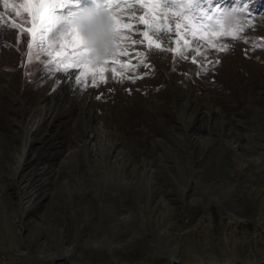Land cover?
Returning <instances> with one entry per match:
<instances>
[{"label":"rangeland","instance_id":"obj_1","mask_svg":"<svg viewBox=\"0 0 264 264\" xmlns=\"http://www.w3.org/2000/svg\"><path fill=\"white\" fill-rule=\"evenodd\" d=\"M248 4L246 35L264 41V0ZM26 54L27 37L0 33V264H264V48L235 42L199 75L153 53L135 83L84 90ZM97 137L157 194L139 206L113 183L75 191L74 178L117 176L98 166ZM161 215L171 239L153 234Z\"/></svg>","mask_w":264,"mask_h":264},{"label":"snow or ice","instance_id":"obj_2","mask_svg":"<svg viewBox=\"0 0 264 264\" xmlns=\"http://www.w3.org/2000/svg\"><path fill=\"white\" fill-rule=\"evenodd\" d=\"M88 7L112 21L116 50L103 59L92 57L73 23ZM229 8L244 11L246 22L225 30L219 14L226 8L215 0H91L90 6H82L81 0H0V33L14 31L18 46L27 37V63L40 62L48 78L75 70V85L84 90L111 81L135 83L143 78L137 69L152 68L148 60L153 53L171 54L174 64L190 61L199 75L215 70L219 55L235 42L264 48V41L246 35L257 19L248 0H235ZM214 18L215 29L210 26ZM259 20L264 26V15ZM60 84L54 79L53 90Z\"/></svg>","mask_w":264,"mask_h":264},{"label":"bare ground","instance_id":"obj_3","mask_svg":"<svg viewBox=\"0 0 264 264\" xmlns=\"http://www.w3.org/2000/svg\"><path fill=\"white\" fill-rule=\"evenodd\" d=\"M101 131H100V133H101ZM103 132H104V130H103ZM96 143L98 145H101V146H99V148H103V149H101L100 152H98L99 154H101L100 156H98V157H100L98 160H100V162H101V164L98 165V166L100 168H102L106 174L114 175V173L117 172V174H116L117 176L115 177V179H111L109 181H102V180H106L105 178L99 180V179H96L94 177L91 178V179H86V180H83L82 178H74L75 179L74 180L75 184H72V187L73 188L75 187V189H76L75 191H90L92 188H95L96 189V185H98L100 181H101L100 184H107V183L108 184L109 183L112 184L113 183L114 185H117V186H119L121 188V190H120L121 192L118 193L119 196L124 195L126 197H128V196L131 197V199L134 198L133 201L137 200L138 201L137 204H139V206L141 204L140 203L141 201L143 202L145 199H146V201H148L149 199H151L149 197H152V195L154 196V194H157V192H155L156 191V188L153 189L154 188V184H153L154 180L153 179L144 178V177H138L137 175H138L139 171L138 172L135 171L136 166H131L130 168L128 166H125L126 164L122 163V161H120L114 155H110L107 158L103 157L104 156V153L106 152V150L104 152V147H103L104 144H102V140L101 141L99 140V137H97ZM104 143H106V142H104ZM127 167L129 169H131V173L134 172V173H132V177L131 176H124V170H125L124 168H127ZM68 180H63L62 183H61V185L62 186H66L68 184ZM140 187L141 188H144V190L143 189H140ZM88 188H91V189L89 190ZM45 196L47 198H50L48 196V194H45ZM147 198H149V199H147ZM161 201L164 202V203H167V201L164 198L161 199ZM54 216L60 217L61 214L56 213V214H54ZM162 218H163L162 215L160 216V218L159 217H156L155 218V221L156 222L161 221L163 224H162V228L160 227V229L155 230V232L153 234L155 235V237H161L162 239L163 238H169V239H171V237H170L171 236V233L169 232L170 229H171V226L168 223V221H166V224H165V221ZM126 219H127V217H125V216L124 217L116 218V220H118L119 222H125ZM114 229H115V226L112 228V231L109 232V233H107L108 230H107V232L106 231H103L102 232V237H104L103 238V240H104L103 242L106 241L105 238H106V236H108V234L111 236V239H112V237L116 236V235H113V233L115 234ZM83 238L88 243H92V242L96 241V236L91 235V234H89L88 236L83 237ZM76 241L79 242V239H77ZM108 241L111 242V240H108ZM59 245H60V243H59ZM63 246H65V245H61V247H63ZM65 250L67 251V249H65ZM168 264H172V262H169Z\"/></svg>","mask_w":264,"mask_h":264},{"label":"clouds","instance_id":"obj_4","mask_svg":"<svg viewBox=\"0 0 264 264\" xmlns=\"http://www.w3.org/2000/svg\"><path fill=\"white\" fill-rule=\"evenodd\" d=\"M219 20L225 30L237 28L246 22L244 11H235L232 8L221 12ZM73 23L85 45L92 50V57L103 59L115 52L112 21L107 14L98 13L88 7L79 13ZM210 26L214 29L218 27L215 18L210 21Z\"/></svg>","mask_w":264,"mask_h":264},{"label":"water","instance_id":"obj_5","mask_svg":"<svg viewBox=\"0 0 264 264\" xmlns=\"http://www.w3.org/2000/svg\"><path fill=\"white\" fill-rule=\"evenodd\" d=\"M58 74H61V73H58Z\"/></svg>","mask_w":264,"mask_h":264}]
</instances>
